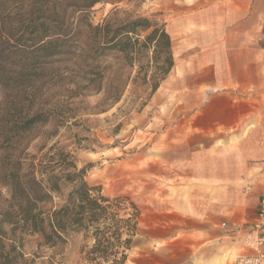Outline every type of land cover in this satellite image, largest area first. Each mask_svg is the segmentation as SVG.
Wrapping results in <instances>:
<instances>
[{"label":"crops","instance_id":"crops-1","mask_svg":"<svg viewBox=\"0 0 264 264\" xmlns=\"http://www.w3.org/2000/svg\"><path fill=\"white\" fill-rule=\"evenodd\" d=\"M169 8L173 65L158 92L168 83L177 102L178 151L158 168V180L176 181L158 205V264H234L264 195V0Z\"/></svg>","mask_w":264,"mask_h":264},{"label":"rangeland","instance_id":"rangeland-1","mask_svg":"<svg viewBox=\"0 0 264 264\" xmlns=\"http://www.w3.org/2000/svg\"><path fill=\"white\" fill-rule=\"evenodd\" d=\"M173 1L187 0H105L90 9L87 20L96 25L111 18L117 25L144 16L165 24L173 15L169 8ZM77 14H68V23L78 25ZM144 35H139L140 41ZM91 39L80 33L68 37L61 58L47 64L38 81L36 102L43 108L45 121L31 126L14 147H24L22 156L35 155V162L42 163L49 155L59 159L60 153L69 152L78 169H85L87 182L99 186L103 195H128L140 214L124 264H158V205L162 197L172 194L170 187L176 183L158 180V168L170 170L167 162L178 151L170 144L172 101L175 107L177 102L168 83L158 92L162 80L151 91L149 83L135 79L140 66H146L150 74L151 49L128 60L115 48L93 47ZM4 147L0 139V212L10 200L1 178ZM52 203L60 204V197L54 196ZM39 241L38 235L24 237L23 251L30 258L36 254L34 264H84L81 232L69 233L64 243L54 247L38 248Z\"/></svg>","mask_w":264,"mask_h":264},{"label":"trees","instance_id":"trees-1","mask_svg":"<svg viewBox=\"0 0 264 264\" xmlns=\"http://www.w3.org/2000/svg\"><path fill=\"white\" fill-rule=\"evenodd\" d=\"M104 1L0 0V139L6 151L1 178L10 192L9 205L0 212V264H34L36 254L30 258L23 251L26 235H38L40 248L64 243L71 232L83 235L84 264H124L127 259L140 214L128 195H103L99 186L87 182L85 169H78L69 152L59 159L49 155L42 163L35 162V155L22 156L24 147H14L31 126L45 121L36 103L38 81L47 64L61 58L68 37L90 36L93 47L115 48L128 60L151 49L150 74L140 66L135 76L149 83L151 91L169 72L173 56L165 24L142 16L117 25L104 18L93 25L88 13ZM76 13L82 23L71 25L67 15ZM54 196L60 204L52 203Z\"/></svg>","mask_w":264,"mask_h":264},{"label":"built area","instance_id":"built-area-1","mask_svg":"<svg viewBox=\"0 0 264 264\" xmlns=\"http://www.w3.org/2000/svg\"><path fill=\"white\" fill-rule=\"evenodd\" d=\"M223 227H227V223H222ZM264 226V195L257 215L251 226L238 237L239 244L246 250L235 257L234 264H264V251L260 246L264 242V235L260 233ZM240 227H236V231H240Z\"/></svg>","mask_w":264,"mask_h":264}]
</instances>
